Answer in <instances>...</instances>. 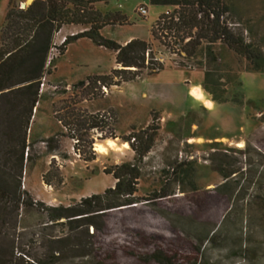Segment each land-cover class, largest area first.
Listing matches in <instances>:
<instances>
[{
  "label": "rangeland",
  "instance_id": "1",
  "mask_svg": "<svg viewBox=\"0 0 264 264\" xmlns=\"http://www.w3.org/2000/svg\"><path fill=\"white\" fill-rule=\"evenodd\" d=\"M8 1L0 0V28ZM222 1L252 57L206 39L191 55L179 53V42L150 34L159 14L177 6L149 0L94 7L122 19L101 36L119 44L146 40L162 64L157 72L110 85L118 78L97 76L118 68L111 50L78 38L58 56L64 38L85 26L64 25L54 35L27 128L19 108L10 111L0 100V264H86L88 257L77 255L84 250L105 264H162L153 254L167 264H264V0ZM193 87L203 100L189 95ZM153 114L158 129L138 162L135 207L95 219L104 222L101 232L87 237L85 226L70 230L65 220L49 221L34 203L25 205H72L113 187L104 170L134 162L129 143ZM72 120L68 132L62 124ZM109 139L115 148L105 144ZM97 143L106 151H95Z\"/></svg>",
  "mask_w": 264,
  "mask_h": 264
},
{
  "label": "trees",
  "instance_id": "2",
  "mask_svg": "<svg viewBox=\"0 0 264 264\" xmlns=\"http://www.w3.org/2000/svg\"><path fill=\"white\" fill-rule=\"evenodd\" d=\"M100 1L106 0H32L24 8L11 5V0L8 1L4 23L0 28V100L10 111L19 108L24 128L29 124L32 109L38 100L41 80L48 71L46 64L49 51L53 48L54 35L64 25L85 26L86 29L66 36L58 47V56L65 52L71 41L78 38H87L95 45L111 50L114 52V63L118 68L111 69V76H97V79L102 81L118 78L114 83L109 82L110 85H118L120 82L139 77L143 72L149 74L162 68L161 62L156 60L146 40L132 38L124 44H119L101 36L100 31L103 27L120 23L122 19H116L117 12L102 14L95 9L94 4ZM149 2L153 5L177 6L170 13L159 14L151 26L150 34L158 39H169L175 44L179 42L181 45L179 53L191 55L200 41L206 39L208 42L220 41L234 52L248 58L252 57L253 52L249 44L241 34L234 32L226 21L228 7L222 0H149ZM87 81L89 82L90 78ZM151 117L149 125L133 134L132 138L136 143H129L134 152V162H123L104 170L115 179L113 187L105 189L101 194L82 197L72 205L50 206L31 200H26L25 205L34 203L46 213L49 221L65 220L70 230L85 226L84 235L87 237L92 238L95 233L101 232L104 222L97 224L95 219L103 218L108 210L115 207L123 205H128L127 208L135 207L130 204L137 201L134 193L136 180L140 176L138 162L151 149L158 129L154 122L156 117L154 114ZM96 118L97 115L89 118L91 127L96 125ZM73 122L66 121L62 125L69 132L70 124ZM71 137L74 138V135ZM75 137V140L79 141V138ZM26 147L28 146L23 140L20 147L21 158ZM76 150L78 151V148ZM26 159H29L28 152ZM223 176L228 177L226 174ZM88 225L93 228L91 233L88 232ZM77 255L88 257L86 264H105L97 257H93L94 255L90 256L91 252L85 250ZM152 256L162 264L170 263L169 258L159 257L158 254Z\"/></svg>",
  "mask_w": 264,
  "mask_h": 264
},
{
  "label": "clouds",
  "instance_id": "3",
  "mask_svg": "<svg viewBox=\"0 0 264 264\" xmlns=\"http://www.w3.org/2000/svg\"><path fill=\"white\" fill-rule=\"evenodd\" d=\"M189 95H191L196 100H203L204 99L203 94H202V90L199 87H193L192 89H190ZM204 102H205L206 106H208V107L211 106V103L209 101H204ZM105 144L109 148H115L116 147L115 143L111 139L106 140ZM93 148H94L95 151H98V152H101V153L106 151L105 147L103 145H101V144H94Z\"/></svg>",
  "mask_w": 264,
  "mask_h": 264
},
{
  "label": "built area",
  "instance_id": "4",
  "mask_svg": "<svg viewBox=\"0 0 264 264\" xmlns=\"http://www.w3.org/2000/svg\"><path fill=\"white\" fill-rule=\"evenodd\" d=\"M139 12H140L141 15H145L146 14V9L144 7H140L139 8ZM165 13H167V12H165Z\"/></svg>",
  "mask_w": 264,
  "mask_h": 264
},
{
  "label": "water",
  "instance_id": "5",
  "mask_svg": "<svg viewBox=\"0 0 264 264\" xmlns=\"http://www.w3.org/2000/svg\"><path fill=\"white\" fill-rule=\"evenodd\" d=\"M28 1H30V0H28ZM25 5H26L25 2H21L20 8H23Z\"/></svg>",
  "mask_w": 264,
  "mask_h": 264
},
{
  "label": "bare ground",
  "instance_id": "6",
  "mask_svg": "<svg viewBox=\"0 0 264 264\" xmlns=\"http://www.w3.org/2000/svg\"><path fill=\"white\" fill-rule=\"evenodd\" d=\"M97 144H100V143H97ZM124 144V146L126 145L127 146V144L126 143H123ZM237 146H241V144H237Z\"/></svg>",
  "mask_w": 264,
  "mask_h": 264
}]
</instances>
